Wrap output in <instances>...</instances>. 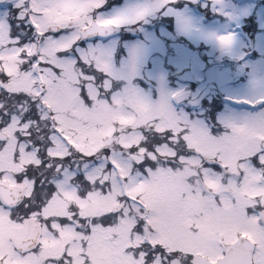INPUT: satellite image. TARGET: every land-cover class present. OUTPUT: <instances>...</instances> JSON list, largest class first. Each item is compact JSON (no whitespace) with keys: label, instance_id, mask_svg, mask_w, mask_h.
I'll return each mask as SVG.
<instances>
[{"label":"snow or ice","instance_id":"snow-or-ice-1","mask_svg":"<svg viewBox=\"0 0 264 264\" xmlns=\"http://www.w3.org/2000/svg\"><path fill=\"white\" fill-rule=\"evenodd\" d=\"M0 264H264V0H0Z\"/></svg>","mask_w":264,"mask_h":264}]
</instances>
